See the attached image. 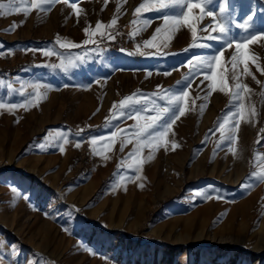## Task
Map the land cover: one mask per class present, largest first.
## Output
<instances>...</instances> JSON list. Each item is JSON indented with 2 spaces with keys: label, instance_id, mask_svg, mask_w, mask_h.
Instances as JSON below:
<instances>
[{
  "label": "rangeland",
  "instance_id": "374dc122",
  "mask_svg": "<svg viewBox=\"0 0 264 264\" xmlns=\"http://www.w3.org/2000/svg\"><path fill=\"white\" fill-rule=\"evenodd\" d=\"M136 1L55 0L36 9L31 0H0L29 9H0V102L19 105L0 108V264H264V181L250 175L264 170L256 149L264 147V40L247 49L255 58L247 75L243 61L233 67L235 42L207 39L218 34L222 6L231 36L244 35L237 25L248 16L259 35L264 0H212L202 19L194 9L167 34L156 33L163 15L184 9L135 13ZM221 52L213 89L211 72L191 73L188 61ZM70 59L67 71L51 67ZM225 81L229 91L220 92ZM237 81L250 89L239 102ZM36 83L44 86L38 101ZM181 91L185 114L159 144L144 139L137 151L138 123ZM128 96L155 101L143 105L145 119L128 109L120 116ZM225 119L226 128L239 120L234 143L216 131Z\"/></svg>",
  "mask_w": 264,
  "mask_h": 264
},
{
  "label": "snow or ice",
  "instance_id": "6c2138e0",
  "mask_svg": "<svg viewBox=\"0 0 264 264\" xmlns=\"http://www.w3.org/2000/svg\"><path fill=\"white\" fill-rule=\"evenodd\" d=\"M55 0H31V4L33 8L36 9H44L45 5H50L53 4ZM212 0H157V3L159 4V7L157 8H149L146 7L144 3H141L139 7L135 8V13H141V11H157L161 12L162 10L166 9H174V8H179V9H184L183 12L180 14H164L163 15V26L161 28L156 29L157 34H167L171 33L172 31H175L178 27L181 26V23H188L189 20L193 17V10L194 9H199L200 10V19L203 18L205 14V10L207 5L211 4ZM71 8L75 12L76 16L79 17L81 10L78 8L76 3L71 4ZM0 9H4L5 12L11 10L12 12H25L27 13L29 11L28 8H18L15 7L12 3L9 4H4L0 3ZM5 12H0V15H4ZM226 13V6L221 7L220 11V18L222 20V23H219L218 26V34L214 36H208L207 39L209 40H218L222 41L223 44H226L228 47H232L233 42H235V49L236 52L232 55L231 59L233 62V67L241 61L244 62V72L247 75H251V73L248 70V61L249 59L252 60L253 63H255V58L254 57H249L247 53V49L249 45L251 44H257L264 40V31H260L259 35L252 34L249 32L250 29L254 27V18L253 16H248L247 19H245L242 23L238 24L237 26L244 30V35L240 37H233L230 35V29L228 27L229 20L230 18L225 17ZM207 16L214 17L213 12H207ZM116 23V20H112V24L114 25ZM145 23H148V21H145ZM17 27L16 23L13 22L10 30L15 29ZM101 27L100 23L97 24L96 28L99 30ZM88 29H85V32H87ZM192 31V36L195 38L196 37V28L192 26L191 28ZM95 35V33H93ZM99 35L101 37H104L106 35L105 32H99ZM109 39H112L111 35H108ZM153 40L156 39V36H153ZM59 43V41H57ZM89 41L85 40L84 43L87 44ZM150 46H155L151 44V41L146 42ZM222 44V47H223ZM59 46L61 48H70L74 47L75 45L72 44H66V43H59ZM167 47V44L164 45ZM197 47H208V45H195ZM187 51V49L185 50ZM45 56H51L53 55L52 50L45 51L43 53ZM156 54H160L159 51ZM223 55L221 52L219 55H213V56H205V57H198L197 62L193 64L191 60L188 61V64L191 65L190 72L198 74L200 72H211L210 75L206 76V79L212 81L211 87L214 89L215 88V68H214V62L219 63L220 57ZM81 59V58H77ZM74 62L70 59L68 60L67 63H61L59 65H51V67L56 68H62L65 71L68 70V68L73 67ZM167 74V73H166ZM148 76H151L152 73L148 72ZM254 78V77H253ZM187 79V77L185 78ZM235 79V77H234ZM180 83V82H178ZM31 87L34 89V93L30 94L32 96V99L34 100H39L42 97V93L39 91L41 87H44L43 85L36 83L32 84ZM9 90L11 91V85H8ZM220 92H226L229 91V87L227 82H223L222 86L219 88ZM250 92V89L248 88L247 84H241L239 81L235 84V90L232 91V97L233 100L239 102L242 100V93ZM23 94V92L21 93ZM188 96V92L186 91H181L179 95L172 94L169 97H167V105L163 108H160L159 106H156L152 109V111L156 112V116L153 119L147 120L144 124L140 125L138 123L137 130L134 133L137 141H138V146H137V151L139 150L140 142L144 139L147 140L148 144L151 145L152 141H156L158 144L160 141L164 140L169 132V130L172 128V124L176 122L180 118V116H183L185 114V109L184 107L181 106L182 101L184 100L185 97ZM32 99H30L23 107H27L28 103L32 102ZM205 99H207L205 97ZM148 103L155 104V101H149L147 99L145 100H140V99H133L132 96L125 97L123 100L120 101V116H125L127 113L124 111V109H128L129 112L135 111V116L137 121L139 122L141 119H145L141 115V113L148 111L147 108L143 107V105H146ZM19 105L16 104H6L3 102H0V108H8L9 110L15 109ZM140 106V107H137ZM203 105L201 106V109L203 110ZM244 111V105L243 103H237L236 105V110H235V115L240 116L243 114ZM178 113V114H177ZM255 110L252 109L249 112L250 116H254ZM231 115V114H230ZM109 125H111V122L108 121ZM229 121L225 119L224 123H220L219 127L216 129V131L220 132V141L221 142H229V143H234V127L239 126V120H235L234 124H229V126L226 128L225 125L228 124ZM159 129V130H157ZM126 131V130H125ZM210 132L212 131L211 129L209 130ZM116 132H112V136H116ZM214 134V133H213ZM57 139H63L64 142H67V137L63 136L61 133L57 134ZM101 140L104 139V137L100 138ZM259 143V141H257ZM92 144H96V139L94 138L92 140ZM81 146L80 143L76 144V147L79 148ZM164 146V145H160ZM219 146V145H218ZM61 152L64 151V148L61 146L59 148ZM123 150V146L121 148ZM229 151H232L235 153V149L229 148ZM97 155H100L101 153L97 152ZM252 177H254L258 181H264V170L260 172H252L250 174ZM246 189L251 187V185H242ZM15 191V189H13ZM219 198V197H218Z\"/></svg>",
  "mask_w": 264,
  "mask_h": 264
},
{
  "label": "crops",
  "instance_id": "0c3cea01",
  "mask_svg": "<svg viewBox=\"0 0 264 264\" xmlns=\"http://www.w3.org/2000/svg\"><path fill=\"white\" fill-rule=\"evenodd\" d=\"M140 2H142V0H137V1H136L137 5H138V4H141ZM137 5H136V6H137ZM177 9H178V8H176V11H177ZM145 17H146V16H145ZM148 47H149V46H148ZM256 149L258 150V152H259L260 154H262V152H263V150H264V147H263L261 144H259L258 146H256Z\"/></svg>",
  "mask_w": 264,
  "mask_h": 264
}]
</instances>
